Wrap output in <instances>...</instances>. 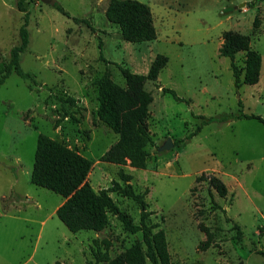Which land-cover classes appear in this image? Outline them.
I'll use <instances>...</instances> for the list:
<instances>
[{"label":"rangeland","instance_id":"1","mask_svg":"<svg viewBox=\"0 0 264 264\" xmlns=\"http://www.w3.org/2000/svg\"><path fill=\"white\" fill-rule=\"evenodd\" d=\"M109 1L24 0L29 45L20 65L28 76L12 72L0 85V264H95L94 239L110 240L111 257L141 239L112 213L101 231L73 232L60 220L56 209L65 198L30 179L40 133L93 161L87 179L95 190L124 184L121 170L131 174L135 190H147L151 220L166 232L172 264H264V123L215 121L176 142L202 123L198 115L242 110L264 118V0H139L150 6L157 30L156 39L140 43L124 40L106 18ZM26 11L18 0H0V63L19 44ZM229 29L248 34L261 53L258 83L235 87L230 58L219 52ZM100 42L107 61L100 58ZM159 53L169 59L158 79L146 83L153 95L148 125L154 140L147 168L100 160L119 135L97 117L96 79L108 71L124 85L117 64L145 74ZM244 58L239 52L235 63L243 66ZM168 138L173 147L159 151ZM202 174L222 179L227 194L197 180ZM110 195L139 222L136 201ZM201 222L213 232L208 246Z\"/></svg>","mask_w":264,"mask_h":264},{"label":"trees","instance_id":"2","mask_svg":"<svg viewBox=\"0 0 264 264\" xmlns=\"http://www.w3.org/2000/svg\"><path fill=\"white\" fill-rule=\"evenodd\" d=\"M18 6L26 11L24 0H18ZM56 7L65 15L70 14L60 4ZM106 18L117 24L121 30L122 38L129 42L140 43L152 41L157 38V30L150 6L139 0H110L105 10ZM81 21L78 17H73ZM85 22L92 28L88 20ZM29 12L26 11L24 23L20 27V42L10 51V60L0 63V85L6 78L16 72L22 77H27L20 65V55L29 45ZM260 20L255 18L253 26L257 28ZM223 42L219 52L227 56L231 61L234 76V85L239 88L242 84H256L260 80L262 55L252 48L251 38L248 34L236 30H225L222 33ZM100 58L106 60L102 52V43H99ZM239 52H244V65L235 63V57ZM168 56L157 54L152 60L147 73H137L128 67L117 64L124 77L125 84L121 85L113 80L110 73L105 71L96 79L97 84V117L115 133L118 140L101 155L100 160L114 164L125 165L129 163L133 167L147 168L149 152L147 147L154 144L153 136L148 125L150 104L153 102L151 91L146 88L148 81L158 79L160 71L167 65ZM107 61V60H106ZM164 93H171L177 100H184L174 89L163 87ZM67 101L74 103V99ZM241 103V101H240ZM202 118V123L187 135L179 139V143L191 139L204 124L211 122H225L236 118H253L264 123V118L255 113L223 114L215 117ZM93 161L80 153L77 149L68 146L51 136L40 133L37 138L35 158L30 174L31 182L61 194L65 199L56 209V214L62 222L73 232L82 229L101 231L109 223V214H115L123 223L125 229L131 233L141 232V239L136 240L118 255L111 257L109 239H94L95 264H172L168 248L166 232L159 223L152 222L151 211L145 194L137 192L130 182L132 175L120 171L124 181H117L107 189L95 190L87 177L92 169ZM207 180L209 186L214 188L220 196L227 194V187L219 177L202 174L197 180ZM110 192H116L129 197L140 206V219L135 223L115 202ZM239 228V225H235ZM199 227L207 235L206 246L213 240V232L203 222ZM264 254V252H263ZM54 264H65L56 261Z\"/></svg>","mask_w":264,"mask_h":264},{"label":"water","instance_id":"3","mask_svg":"<svg viewBox=\"0 0 264 264\" xmlns=\"http://www.w3.org/2000/svg\"><path fill=\"white\" fill-rule=\"evenodd\" d=\"M54 2V0H51ZM173 142L171 138H168L161 146H159V151H162L164 149H170L171 147H173Z\"/></svg>","mask_w":264,"mask_h":264},{"label":"crops","instance_id":"4","mask_svg":"<svg viewBox=\"0 0 264 264\" xmlns=\"http://www.w3.org/2000/svg\"><path fill=\"white\" fill-rule=\"evenodd\" d=\"M26 200H27V198H26Z\"/></svg>","mask_w":264,"mask_h":264}]
</instances>
